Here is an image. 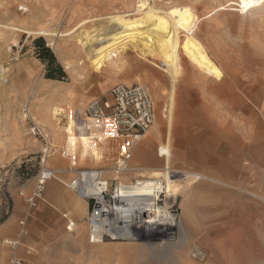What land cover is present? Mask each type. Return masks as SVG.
Wrapping results in <instances>:
<instances>
[{
  "label": "rangeland",
  "instance_id": "rangeland-1",
  "mask_svg": "<svg viewBox=\"0 0 264 264\" xmlns=\"http://www.w3.org/2000/svg\"><path fill=\"white\" fill-rule=\"evenodd\" d=\"M122 1L0 0V225L13 219V226L26 239L2 237L0 243L5 239L18 240L31 250V255L25 256V248L11 250L0 246V264H9L12 257L22 260L34 258L29 264H181L182 259H186L188 264H209L206 260H199L194 249L187 251L184 240L176 236L175 230L170 234L172 241L166 244L146 241L150 233L138 229L135 241L126 243L109 238L105 240V248L91 251L92 245L87 242L84 227H76L78 224L83 226L86 216L82 218L71 215L70 210L55 209L51 199L46 198L43 192L35 207L29 208L26 203V199L34 193L37 177L43 169L53 171L55 177L63 182L71 179L74 170L97 169L103 172L113 188L119 182L111 180L112 174L105 173L104 166L117 170L125 165L124 162L129 163L133 159L135 144L131 138L126 142L123 139L101 142L102 133L118 137L110 124H98L77 117V126L56 136L51 131L50 121L39 116L40 109L46 104L58 106L74 118L89 100L117 84L143 85L153 99L156 115L145 142L157 155L155 148L165 141L167 113L164 110L170 81L162 73L161 65L134 53L127 60L93 71L73 39L91 27L90 31L96 29L99 18L131 11L132 7L125 8ZM151 1L161 8H167L168 3L190 6L195 15L202 18L194 35L212 58V69L202 79L188 63L184 64L187 61L182 58V70L174 91L172 138L185 144L190 135H194L197 139L195 149L201 152V149L207 150L211 145L216 125L233 129L243 141L247 136L244 141L248 149L245 151L247 161L241 163L249 168L247 183L250 191L264 198V7L256 12L243 13L234 6L226 7V2L231 0ZM84 21L88 23L80 26ZM90 21H93L91 25ZM42 31L59 33L54 46H50L48 36L39 34ZM36 40H41L43 48L53 56V65L42 58L41 50L34 45ZM57 66L63 76L59 79L46 78V75L57 76ZM216 72L217 79L226 78L230 84L228 99H216ZM61 118L60 125H63ZM32 123L40 129L43 138L29 134ZM84 126L90 128L79 129ZM244 130L262 133L254 147L251 134H242ZM121 148L125 150L124 154L119 151ZM42 149H49V162L45 164H42ZM147 152L153 158L152 153ZM157 162L161 164L159 157ZM175 165L177 169L191 170L197 162L189 160L184 154ZM231 167L237 172L239 165L234 161ZM127 168L134 170L129 165ZM137 169L135 172L120 171L117 174L119 180L124 179L123 176H136L139 167ZM236 172L231 170L232 177L238 176ZM136 179L130 178L128 183ZM50 182L62 186L56 180ZM64 190L73 202H83L74 193ZM218 190L210 192L216 194L217 214L213 224L218 226L216 241L206 245L211 249L216 243V264H228L230 246L239 247L241 237L246 243V254L242 260L234 259L233 264H264V202L249 198V202L242 203L238 197L235 199L229 193ZM54 191L57 192L54 188L49 189L50 194ZM230 211L235 212V217L232 213L228 214ZM51 213L57 214L59 226L53 224L57 221L51 218ZM62 213H67L75 222L79 220L71 233L65 230ZM241 220L245 221V236L240 229ZM6 232L17 233L12 228ZM230 234H233L231 243ZM78 238L85 244L81 248L86 252L84 258L79 257L80 248L74 242ZM114 244L131 249L129 252L119 250L114 248Z\"/></svg>",
  "mask_w": 264,
  "mask_h": 264
},
{
  "label": "bare ground",
  "instance_id": "bare-ground-1",
  "mask_svg": "<svg viewBox=\"0 0 264 264\" xmlns=\"http://www.w3.org/2000/svg\"><path fill=\"white\" fill-rule=\"evenodd\" d=\"M226 4V7L234 6L243 13H251L261 10L264 7V0H251L248 7H245L242 0H231L227 1ZM122 5L127 9L132 7V10L109 14L102 19L99 18L97 20L99 25L96 29L90 31L91 27L89 31L74 36L73 39L79 45L88 67H91L93 71H100L116 61L127 60L130 54L136 53L139 57L157 61L161 65L162 73L170 81V91L164 110L167 113L165 141L156 150L161 159V164L158 165V162L154 161L152 156L146 152L147 161L152 162L154 165L151 166L153 167L139 169L135 173L136 176H123V181L119 180L117 174L120 171L129 172L132 169L129 170L127 166H123V169L121 167L116 170L106 167L107 165L104 166L105 173L112 174L111 180L119 182L115 185L116 200L109 220L112 229L109 232V237L112 241L120 240L128 243L137 240V230L142 229L150 233V237L146 241H160L159 243L166 244L172 241L170 234L175 230L176 236L184 240L187 251L191 252L194 249L195 256L199 260L216 264V243L211 249L206 247L209 245L208 243L216 241V228L218 227L213 225L216 222L217 214L216 194L212 195L210 192L216 191V189L225 191L234 196L235 199L238 197L242 203L249 202V198H256L264 202V198L258 197L250 191L247 183L249 168L246 164L241 163L244 160L247 161L245 151L248 149L244 142L247 136H243V141L234 133L233 129L216 125V130L212 133L211 145L207 147V150L201 149V152L195 149L194 144L197 139L194 135H190L185 144L179 139L172 138L173 119H175L174 91L177 77L182 70V58L187 61L184 64L188 63L192 70L197 72L199 79L206 78L212 69L211 55L194 35L202 18H198L188 5H169L168 3L166 4L167 8H161L151 0H133L132 3L123 0ZM91 22L93 21H90V25ZM86 23L88 21L82 22L80 26ZM39 34L50 38V46H54V41L59 35V33L52 31H42ZM218 73L216 72V99H228L231 95L230 84L226 78L217 79ZM251 101L253 102V100ZM39 116L50 121L51 126L50 124L48 126H50L51 131L53 130L52 133H56V136L67 133L71 127L77 126L79 121L76 115L73 116L74 118H70L63 109L51 104L43 106L39 111ZM60 117L63 118L64 122L61 121L63 125H60ZM79 129L82 128L79 127ZM243 129L244 127L239 131ZM242 134H251L253 147L262 136V133L257 130L255 132L251 130V133L244 130ZM42 154H44L42 164L49 162L47 160L49 149H42ZM184 154L189 160L197 162V165L191 170L177 169L175 165V162ZM234 161L239 165L237 172L231 167V164L234 165ZM135 170L138 169H134L132 172ZM231 170L236 172L238 176L232 177ZM42 171L44 173L45 169ZM130 178L137 179L133 183H128ZM49 181H45V184ZM59 184L61 183L59 182ZM56 188L61 192L62 199L69 204L71 215L86 216L87 206L85 202L76 203L72 199L70 200L63 185L57 184ZM175 206H177L176 210H174ZM231 213L235 217V212L230 211L228 214L231 215ZM72 223L73 228L70 227L69 231L65 229L69 233L76 226L75 220H72ZM240 224V229L243 231L242 236H245V221L241 220ZM232 229L229 228V230ZM229 240L231 243L233 234H230ZM240 240L239 247L230 246L227 256L228 264H233L234 259L240 258L242 260L244 258L246 243L243 242L242 237ZM89 244L92 245L90 250L96 251L105 248L107 243L102 240ZM0 246L4 249L14 247V250H17L21 248L22 244L18 240L5 239L0 243ZM114 248L127 252L131 249L129 246L120 247L115 244ZM180 263L188 264L186 259H182Z\"/></svg>",
  "mask_w": 264,
  "mask_h": 264
},
{
  "label": "built area",
  "instance_id": "built-area-1",
  "mask_svg": "<svg viewBox=\"0 0 264 264\" xmlns=\"http://www.w3.org/2000/svg\"><path fill=\"white\" fill-rule=\"evenodd\" d=\"M154 115V102L145 86L117 84L89 100L81 111H78L77 117L98 124H110L119 138H134L145 134L153 124ZM29 134L43 138L40 129L33 123ZM51 179L60 182L69 192L74 193L87 204L85 224L89 243L109 239V232L112 231L109 220L116 194L115 187H111L110 181L104 178L103 172L97 169H77L72 172L71 179L63 183L55 178L53 171L45 170L43 173L41 170L34 193L26 199L29 208L35 207L36 200L41 198L45 181ZM70 227L73 228V223L68 222L67 231L71 229ZM9 264L29 263L12 257Z\"/></svg>",
  "mask_w": 264,
  "mask_h": 264
},
{
  "label": "crops",
  "instance_id": "crops-1",
  "mask_svg": "<svg viewBox=\"0 0 264 264\" xmlns=\"http://www.w3.org/2000/svg\"><path fill=\"white\" fill-rule=\"evenodd\" d=\"M103 93H101V94H103ZM155 117H156V115H155ZM103 125H107V124H103ZM81 128H82L81 130L84 131V130H88V128H90V127H85L84 126V127H81ZM106 133H102V135H101V142L110 141L111 139H114V141H116L118 139H123L126 142L127 140L130 139V137H125V138L112 137V135L106 134ZM142 136H144V137L142 138ZM146 137H147V132L144 135H141L139 137H134V138L131 137L132 142L135 144L134 145L135 146V149L132 152L133 153V159L129 163L124 162L125 165L124 164L121 165L122 167L123 166L126 167L127 165H129L130 167H132L134 169H137L138 167L140 169V168H143V167H146V166L147 167H151V165H154L152 162L147 161V158H146V152L147 151L151 152L150 151V145L145 142ZM136 143H138V144H136ZM156 150H157V148H155V154H157V151ZM119 151L120 152H123L125 150L121 148V150H119ZM123 154H124V152H123ZM152 155H153L154 161H158V156L157 155H154L153 153H152ZM46 184H47L46 190L45 191L43 190V194H44V196L46 198L51 199V201L54 204L53 207H56L55 209L58 208V209H61V210H70L69 204L62 199L61 192L59 190H57L56 184L51 183L50 181L47 182ZM50 188H54L55 190H57V192L56 193H53V194H50V192H49V189ZM44 189H45V186H44ZM86 206H87V204H86ZM86 212H87V207H86ZM69 213L71 214L70 211H69ZM50 215H51V218H53L54 220L56 219V221H57V217H56L57 214L51 213ZM82 218L80 220H82ZM61 219L64 221L65 229H66V226H67V223L68 222L72 223V220L69 218V215L67 213H62L61 214ZM84 221H85V218H84ZM78 222H79V220H76V225H77ZM13 224H14V220L13 219H10V220L8 219V220H6L4 223H2L0 225V239H2V237H15L18 240L26 241V239L23 238V236H21V234H19V231L15 228V226H13ZM53 224L54 225H57V226L60 225L59 221L54 222ZM79 226L84 227V229L86 231L85 222L83 223V226L78 224L76 227L78 228ZM11 228L14 230V232H15V230H16V232L17 231L18 232L17 233L6 232L8 229H11ZM71 239H74V238H71ZM64 242H66V241H63V243ZM74 242L76 243V247L80 248V250H79V252H80L79 257L84 258L83 256H84V253H86V252H85V250L81 249V248L85 247V244H84L83 240H74ZM78 242H79V244H78ZM21 248L27 249L26 246H24V245L21 246ZM30 251H29V249H27V251L25 253V256H30L31 255V252ZM20 252H21V250H20ZM27 252H29V253H27ZM33 259L34 258L29 257V259H24L23 261H25L27 263H31V260H33ZM38 259H39V257H38Z\"/></svg>",
  "mask_w": 264,
  "mask_h": 264
},
{
  "label": "trees",
  "instance_id": "trees-1",
  "mask_svg": "<svg viewBox=\"0 0 264 264\" xmlns=\"http://www.w3.org/2000/svg\"><path fill=\"white\" fill-rule=\"evenodd\" d=\"M34 45H35L39 50H41V52H42V58H43V59H46L47 62H49V64L53 65V63H54V58H53V56L50 54V52L48 51V49L43 48V43H42V41H41V40H36V41L34 42ZM56 73H57V76L46 75V78H48V79H59L60 77L63 76L62 71H61V69H60L58 66L56 67Z\"/></svg>",
  "mask_w": 264,
  "mask_h": 264
},
{
  "label": "snow or ice",
  "instance_id": "snow-or-ice-1",
  "mask_svg": "<svg viewBox=\"0 0 264 264\" xmlns=\"http://www.w3.org/2000/svg\"><path fill=\"white\" fill-rule=\"evenodd\" d=\"M242 3L245 5V7H248L251 4V0H242Z\"/></svg>",
  "mask_w": 264,
  "mask_h": 264
}]
</instances>
